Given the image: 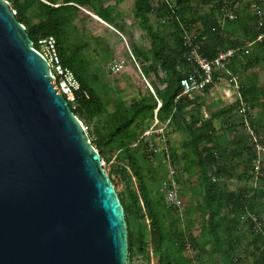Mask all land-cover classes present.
Listing matches in <instances>:
<instances>
[{"label": "trees", "instance_id": "obj_1", "mask_svg": "<svg viewBox=\"0 0 264 264\" xmlns=\"http://www.w3.org/2000/svg\"><path fill=\"white\" fill-rule=\"evenodd\" d=\"M7 1L36 50L54 40L52 62L61 73L54 72L63 80L71 75L78 84L71 86L73 99L63 92L70 108L86 126L101 159L117 160L115 172L127 189L126 195L118 194L127 223V264H135L138 254L150 264V246L157 264H264V151L257 150L246 127L248 120L264 145V85H258L256 73L250 75L264 64V0H229L238 3L233 19L224 16V0H134V15L150 45H136L133 53L154 92L146 87L128 105L118 97L113 111L101 94V77L77 22L82 8H89L116 24L119 0ZM251 1H258L260 13L250 9ZM188 35L208 59L220 50L238 48L230 69L238 77L240 97L208 117L202 110L208 87L203 93H182V80L196 67L188 56ZM155 116V127L167 122L165 128L184 134L180 149L161 137L165 147L160 152L156 134L144 138ZM217 119L223 120L220 127ZM150 142L154 149L149 150ZM163 158L174 166L178 186L185 184L186 175V183L201 188L200 200L184 204L186 227L181 226L180 210L165 201ZM235 180L245 184L232 189L228 185ZM189 246L196 254L187 252Z\"/></svg>", "mask_w": 264, "mask_h": 264}, {"label": "water", "instance_id": "obj_2", "mask_svg": "<svg viewBox=\"0 0 264 264\" xmlns=\"http://www.w3.org/2000/svg\"><path fill=\"white\" fill-rule=\"evenodd\" d=\"M127 258L123 205L100 153L49 62L0 0V264Z\"/></svg>", "mask_w": 264, "mask_h": 264}, {"label": "rangeland", "instance_id": "obj_3", "mask_svg": "<svg viewBox=\"0 0 264 264\" xmlns=\"http://www.w3.org/2000/svg\"><path fill=\"white\" fill-rule=\"evenodd\" d=\"M158 1L159 0H153L155 4H157ZM133 5L134 0L118 1L115 7V9H117L118 16L116 18V24L114 25H110L107 22L103 21L101 18L96 16L89 8H82V14L79 21L77 22L81 31L83 32L84 38L89 42L87 54L91 58L95 68L98 69L102 86L100 88V91L104 99L109 101V111L114 110V101H116L118 97H121L126 105H128L133 101V99L138 98L142 93H145L146 87H149V89L150 87L152 88L151 85L149 86V80L142 73L139 61L133 53V48L136 45H140L145 48L149 47L150 45V39L137 23V19L133 11ZM152 21L155 25H157L155 17H152ZM39 52L42 53L49 62L51 73L53 74L56 85L58 86L60 91H63V86L71 87L72 85H75V82L71 75H68V78L66 80H63L61 77H57L56 73L54 72V68L58 69V67L56 68V66L52 62V59L55 58V56L54 53H50L48 45L44 44L42 50ZM58 72L61 73V70L59 69ZM259 74L260 77L264 79V68H260ZM57 78H59V84L57 83ZM199 93L203 92L200 91ZM67 95L70 99H73L72 91L67 93ZM203 96L204 105L202 106V110L205 117L210 116L211 113L216 111L217 109L233 103L235 100V97L231 93H227L220 88L209 91ZM256 112L257 111L255 110H250V113L252 115H255ZM215 122L216 125L220 127L223 123V120L217 119ZM152 124L149 126V129H151ZM83 126L84 128H86L84 123ZM160 127H164V124H159L155 128ZM149 129H146V132H148ZM85 131L88 135L87 130ZM163 133L164 137L168 139L170 145L176 147V149H180L181 141L184 138L183 133L178 131H171L169 128H164ZM229 136H231V134H229ZM144 138L148 140L150 138V135H146L144 136ZM88 140L91 143L89 135ZM156 140L158 141H156V143L159 144L158 148L161 152L162 148L164 149L165 146L163 142H161L162 140L158 138L157 134ZM166 160L168 159L166 158ZM102 161L104 162L103 167L109 175L117 193L126 195V185L121 179L120 175L115 172V168L117 166L116 158L113 157L110 162H106L104 160ZM163 162L165 163V167H167V176L165 178L167 181H162L164 195H166L164 183L165 181L168 182V178L170 179L173 177V175L170 173L173 171L174 166L166 164L167 161L165 162L164 158ZM154 163L156 162L154 161ZM182 180L185 181V184L183 186L179 185L177 187L183 204H185L186 207H189L191 204H194L197 200L201 199V188H199V186L195 187V183H186V175L183 176ZM244 184V182L235 180L228 186L234 189L243 186ZM181 211L179 212V214L181 215V226L186 227L187 223L183 217L184 209ZM144 225L146 226L147 235L149 236L147 220H144ZM193 230L197 232V226H195ZM194 251L195 250L192 249V246H189L187 248L188 253L190 252L191 254H196L194 253ZM148 252L150 259L156 262L158 259V255L155 253V250L150 246ZM134 262L135 264L147 263L146 259L141 254H138L135 257Z\"/></svg>", "mask_w": 264, "mask_h": 264}, {"label": "built area", "instance_id": "obj_4", "mask_svg": "<svg viewBox=\"0 0 264 264\" xmlns=\"http://www.w3.org/2000/svg\"><path fill=\"white\" fill-rule=\"evenodd\" d=\"M248 5H250L251 10L258 13L261 12L258 1H251ZM234 7H238L237 2L224 0V5L222 8V11H224V16L231 19L235 18L236 15L234 13ZM262 37L263 34L259 35L258 39H261ZM43 42H45V40H43ZM185 42L188 46V56L191 60H193L194 64H196V67L187 78L182 80V93L191 95L194 91H202L207 87L209 88V91L220 88L227 93H231L235 97V100L239 98L240 83L238 82V77L230 69V59L234 57L238 48L220 50L215 58L208 59L200 52L201 46L194 41L192 36L188 35ZM48 43V48L50 51H53L54 40L51 38L48 40ZM244 49L245 53H249L250 50L248 46H245ZM50 53L53 54L52 52ZM56 67H58V69L60 68L59 66ZM74 82L75 85L72 86L77 87V82L75 80ZM63 92H71V87L63 86ZM158 123L159 121L157 116H155L151 129H149L145 134L150 135L156 133L158 138L162 137V139L165 140L163 130L166 127L167 122L164 123V127L155 128ZM246 127L251 135V141L254 142L257 150L264 151V145L260 143L257 133L254 132V130L250 127L248 120H246ZM84 129L86 130V128ZM149 146V150L154 149V144L152 142H150ZM170 174H173V171ZM164 186L166 190L165 201L167 204L179 209L180 211L183 210L184 204L177 187V182L173 179V177L170 178L169 182L164 183ZM150 263L157 264V261L154 262L151 260Z\"/></svg>", "mask_w": 264, "mask_h": 264}, {"label": "crops", "instance_id": "obj_5", "mask_svg": "<svg viewBox=\"0 0 264 264\" xmlns=\"http://www.w3.org/2000/svg\"><path fill=\"white\" fill-rule=\"evenodd\" d=\"M260 68H264V64L262 65V66H260V67H258V68H256V69H253L252 71H251V73H250V75H252V73L254 74V73H256V75L258 76V81H257V83H258V85H264V79H262L261 77H260Z\"/></svg>", "mask_w": 264, "mask_h": 264}, {"label": "bare ground", "instance_id": "obj_6", "mask_svg": "<svg viewBox=\"0 0 264 264\" xmlns=\"http://www.w3.org/2000/svg\"><path fill=\"white\" fill-rule=\"evenodd\" d=\"M66 84V83H65Z\"/></svg>", "mask_w": 264, "mask_h": 264}]
</instances>
